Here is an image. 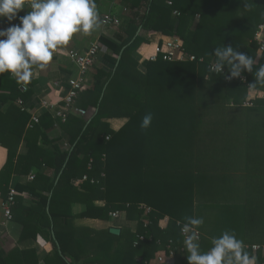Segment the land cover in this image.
<instances>
[{
    "label": "trees",
    "instance_id": "16d2710c",
    "mask_svg": "<svg viewBox=\"0 0 264 264\" xmlns=\"http://www.w3.org/2000/svg\"><path fill=\"white\" fill-rule=\"evenodd\" d=\"M121 3L127 14L118 32L113 40H99L105 66L91 74L92 83L76 100L87 116L56 119L69 137L67 150L48 137L54 123L48 113L27 127L31 116L16 102L26 103L32 91L22 92L9 73L0 74V146L7 149L0 200L6 201L10 187L16 190L10 214L21 226L19 240L41 237L49 247L44 264H157L170 241L173 248L183 246L176 222L194 216L204 219L198 229L202 251L225 230L244 245L264 246V86H250L264 65L255 39L264 23V0ZM153 32L179 38L196 61L167 62L158 55L140 72L132 54ZM223 45L253 59V74L242 73L246 84L209 74L212 51ZM247 99L249 107L243 106ZM149 112L151 126L142 130ZM115 117L127 119L117 132L104 122ZM21 143L26 153L20 155ZM26 174L33 180L11 185L12 177ZM96 201L104 205L97 207ZM75 203L85 206L83 218L102 222L110 212L124 211L127 221L137 223L135 232L115 236L109 229L77 227ZM140 205L153 210L146 229ZM164 217L169 223L161 230ZM136 233L152 240L133 247ZM31 256L37 264L34 251L14 250L0 255V264H32ZM256 257L264 263L260 253ZM168 264H188L186 253Z\"/></svg>",
    "mask_w": 264,
    "mask_h": 264
},
{
    "label": "clouds",
    "instance_id": "9594fccd",
    "mask_svg": "<svg viewBox=\"0 0 264 264\" xmlns=\"http://www.w3.org/2000/svg\"><path fill=\"white\" fill-rule=\"evenodd\" d=\"M25 9V15L18 16ZM17 18L19 23L12 24ZM0 19L11 25L0 29V74L9 73L21 86L31 81L34 68L44 70L74 35L88 36L99 27L95 0H0ZM212 53L211 70L225 80L239 78L243 72L253 74V59L233 46L215 47ZM253 75L250 86H264V65ZM152 120L151 112L145 114L140 128H149ZM185 221L182 250L188 264H258L257 257L245 250L243 241L231 230L212 238L211 247L202 251L197 230L204 223L203 217L187 216Z\"/></svg>",
    "mask_w": 264,
    "mask_h": 264
},
{
    "label": "crops",
    "instance_id": "0c3cea01",
    "mask_svg": "<svg viewBox=\"0 0 264 264\" xmlns=\"http://www.w3.org/2000/svg\"><path fill=\"white\" fill-rule=\"evenodd\" d=\"M95 2L97 4V9L99 12V27L88 36L79 33L74 35L73 39L67 46L56 51L52 61L44 70H40L38 68L33 69V76L31 78V81L24 85L27 87V90L29 88V90L32 91L30 98L27 99L25 103V105L27 106V110L25 112L30 114V116L32 114H36L39 116L44 114L43 109L40 108L42 104H60L68 87V79L75 78L77 76L76 67L69 61L67 57V52L69 50L74 49L78 52L85 51L93 43L99 42L100 38L113 40L114 34L118 32L121 19L127 14L126 8L122 5L121 0H95ZM26 11V9L21 10L18 16L25 15ZM105 15L114 16L119 22L118 27H111L107 29L102 28L101 19ZM196 22L197 18L194 21V25L196 24ZM11 23L18 24L19 19L17 18ZM9 26L11 25L6 19H0V29H6ZM139 34L140 32H138V35ZM145 38L147 39V43L141 45L139 49H137L132 54L133 59L138 62V70L142 73L145 71L144 62L154 55V48L156 44L160 43L162 39L168 37L153 32L147 33L145 35ZM255 39L259 43L264 44V23L259 26V31L257 32ZM118 58H120V55L118 56ZM104 66V61H102V58L99 54L97 56L95 66L88 72L86 76V86L92 83L91 74L94 73L96 69L103 68ZM3 108L4 107L0 102V111H2ZM45 113H48V115L54 122L53 129L48 132V137L50 139L60 140L61 148L63 150H67L69 148V137L66 135L64 130H62L60 123H58L55 117L50 112ZM104 122L108 124L109 128L112 131L117 132L127 122V119L115 117L111 119H105ZM17 153L20 155L26 153L24 143L20 144ZM6 157L7 149L0 146V169L3 167L6 161ZM29 175L32 174L17 175L12 177L11 185H26L28 183L26 178ZM1 205L2 201L0 200V255L6 257L14 250L34 251L37 264H44V259L49 253V247L46 245L45 241L39 236L36 239L29 238L19 240L21 226L16 224L12 220H8L5 218ZM94 205L97 207H101L104 205V203L102 201H96ZM84 212L85 206L83 204L75 203L72 206V213L76 218L75 222L77 227L88 228L94 231L117 228L120 230V233L121 230H133L136 228L135 224L124 219L114 222H102L89 218H83L82 216L84 215ZM30 260V263L33 264L34 258L32 256Z\"/></svg>",
    "mask_w": 264,
    "mask_h": 264
},
{
    "label": "built area",
    "instance_id": "2783aa9c",
    "mask_svg": "<svg viewBox=\"0 0 264 264\" xmlns=\"http://www.w3.org/2000/svg\"><path fill=\"white\" fill-rule=\"evenodd\" d=\"M168 5L171 6V3H169ZM173 15L178 16L179 13L177 11H174ZM118 25H119V22L114 16L105 15L101 19V26L104 29L111 28V27H118ZM101 50H102L101 44L99 42H96V43H93L85 51L78 52L77 50L72 49L67 52V57L69 61L77 69V76L75 78L68 79L67 81L68 87L66 89V92L60 104H54V105L42 104L40 108L43 109L44 112H50L55 117V119H58L61 122H65L69 116H76V117H82V118L87 116V112L84 109L76 105V100L79 94L87 88L85 84L86 76L88 72L92 70V68L95 66L98 53ZM263 51H264V44L260 43L258 52H263ZM158 55H161L162 59L167 62H187V61L194 62L196 61L195 56L189 55L184 51L182 42L177 37H168V38L162 39L160 43L156 44L154 48V55L151 56L148 60L155 61ZM211 65L209 66L210 75L215 74L211 70ZM224 74H227V68L224 69ZM226 82L228 84L244 85L246 84V78L244 77L243 74H241V77L234 78L232 80H226ZM21 90L22 92H25L27 90V87L21 86ZM261 97L264 99V95H261ZM16 104L22 111L27 110L26 108L27 106L21 100H18ZM250 105H251V102L248 99L243 104V106L245 107H249ZM38 119H39V115L32 114L27 127L30 128L34 124H37ZM26 180L27 182L32 181L33 175L27 176ZM85 180H86V177H83L82 179L77 180L75 182V186H78ZM15 195H16V190L13 187H10L6 201L2 202V205H1L3 214L5 218L8 220H11L10 208L14 203ZM138 209L142 211L141 223H143L142 227L146 229L149 225V223L146 221V217L151 212H153V210L145 205H140ZM108 216H109V221L111 222L121 220V219L126 220L124 211H113V212H110ZM168 223H169V219L164 217L158 222V227L161 230H165ZM133 224L137 225L136 222H134ZM176 226L179 229L180 235L184 241L185 234L182 232L183 224L180 222H176ZM133 231L135 232V229H133ZM197 233H198V242H199L201 234L198 230H197ZM146 240L151 241L152 237L148 235L136 233L135 240L133 241V247H137L139 243L144 242ZM183 247L184 245L179 248L177 247L173 248V246H171V241H170L166 247L165 254L158 256L156 258V263L157 264L173 263L175 261L177 254L178 253L181 254L183 252L182 250ZM245 250L251 251L254 256L260 253L262 258L264 259V246L245 245Z\"/></svg>",
    "mask_w": 264,
    "mask_h": 264
},
{
    "label": "water",
    "instance_id": "95a60500",
    "mask_svg": "<svg viewBox=\"0 0 264 264\" xmlns=\"http://www.w3.org/2000/svg\"><path fill=\"white\" fill-rule=\"evenodd\" d=\"M118 60H119V58H118ZM109 233L112 234V235L118 236L119 233H120V230L117 229V228H110L109 229Z\"/></svg>",
    "mask_w": 264,
    "mask_h": 264
},
{
    "label": "rangeland",
    "instance_id": "374dc122",
    "mask_svg": "<svg viewBox=\"0 0 264 264\" xmlns=\"http://www.w3.org/2000/svg\"><path fill=\"white\" fill-rule=\"evenodd\" d=\"M249 93H250L249 95L250 97L255 95L252 91H250Z\"/></svg>",
    "mask_w": 264,
    "mask_h": 264
}]
</instances>
